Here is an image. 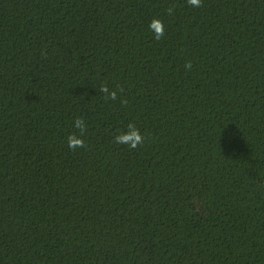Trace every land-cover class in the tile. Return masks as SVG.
I'll use <instances>...</instances> for the list:
<instances>
[{"label":"trees","instance_id":"trees-1","mask_svg":"<svg viewBox=\"0 0 264 264\" xmlns=\"http://www.w3.org/2000/svg\"><path fill=\"white\" fill-rule=\"evenodd\" d=\"M0 264H264V0H0Z\"/></svg>","mask_w":264,"mask_h":264},{"label":"clouds","instance_id":"clouds-1","mask_svg":"<svg viewBox=\"0 0 264 264\" xmlns=\"http://www.w3.org/2000/svg\"><path fill=\"white\" fill-rule=\"evenodd\" d=\"M188 3L191 4L195 8H199L202 4V0H188ZM169 14L172 13V9H169ZM151 27L154 28L155 30V37L156 39H159L161 36L164 35V26L161 22L159 21H153ZM186 69L191 68V64H186L185 65ZM102 92L107 94V99L115 100L117 97V93L115 91H109L107 86H102L100 89ZM73 126L76 129L80 130L81 135L84 133L86 130V122L84 121L83 118H77L73 121ZM133 130L127 134L117 136L115 138V142L119 144H128L130 147L135 148L137 145L143 143V137L140 135L138 130H135V127L133 125L129 126ZM84 146V141L81 138V136H76L72 135L68 137V147L70 149H76V148H81Z\"/></svg>","mask_w":264,"mask_h":264}]
</instances>
